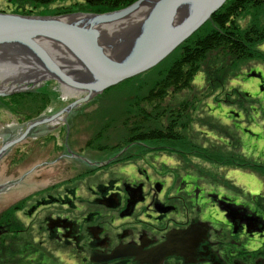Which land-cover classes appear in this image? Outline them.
<instances>
[{
    "label": "flooded vegetation",
    "instance_id": "obj_1",
    "mask_svg": "<svg viewBox=\"0 0 264 264\" xmlns=\"http://www.w3.org/2000/svg\"><path fill=\"white\" fill-rule=\"evenodd\" d=\"M255 80L264 91V80ZM233 111L228 115L238 118L240 111ZM240 130L245 138L242 140L248 139L251 143L256 138L253 133L260 136L264 133L263 127L256 131ZM224 142L227 143V139ZM166 143L170 142L155 145L131 142L114 150L121 153L119 156L112 151L114 155L103 160L93 154L89 159L83 149L72 150L64 144L63 155L59 157L71 159L77 168L86 167L77 172L79 178L39 189L31 195L32 202L25 203L22 198L21 206L15 209L12 205L9 209H15L16 222L22 221L19 214L26 218L38 216L37 233L46 234L51 244L70 250L79 264H264V147L252 150L241 145V166L234 169L235 173L237 170L253 173L261 180L262 187L258 191L242 185L245 191L258 194L255 196L242 187L235 194L222 190L211 192L206 184L204 188L200 186L194 174L167 173L171 163L167 164L164 158L179 165L182 151L177 150L175 144ZM169 147L173 151H167ZM138 148H142L144 154L136 152ZM87 178L90 181L81 184ZM252 198L257 201L251 202ZM9 209L0 212L2 216H8ZM9 225H0V239L7 234H22L20 228L10 231ZM202 225L207 226V240L205 242L200 235L202 230L196 229L191 255L186 252L184 256H166L159 260L156 254L147 256L166 243L173 232ZM118 248H130L139 253L129 256L122 252L116 259L105 260ZM99 257L100 262L91 261ZM141 257L153 259L142 260Z\"/></svg>",
    "mask_w": 264,
    "mask_h": 264
},
{
    "label": "water",
    "instance_id": "obj_2",
    "mask_svg": "<svg viewBox=\"0 0 264 264\" xmlns=\"http://www.w3.org/2000/svg\"><path fill=\"white\" fill-rule=\"evenodd\" d=\"M188 1L139 0L127 8L103 14L0 11V98L39 92L48 101L38 112V119L25 121L9 103L0 100V140L7 138L0 145V163L4 154L14 153L15 145L26 137L57 135L59 128L68 127L66 121L71 112L101 97L111 87L159 65L228 0H197L174 26V16L186 9ZM144 6L148 8L146 13L134 25L131 14ZM247 77L261 78L255 72ZM23 178L0 183V190L21 183ZM196 229L202 230L200 235L206 242L207 226H191L184 232L170 234L166 243L147 256L156 254L159 260L184 256L186 252L191 255ZM122 252L129 256L139 253L118 248L105 260L116 259ZM149 257L141 259H153ZM101 260L99 257L91 261Z\"/></svg>",
    "mask_w": 264,
    "mask_h": 264
},
{
    "label": "rangeland",
    "instance_id": "obj_3",
    "mask_svg": "<svg viewBox=\"0 0 264 264\" xmlns=\"http://www.w3.org/2000/svg\"><path fill=\"white\" fill-rule=\"evenodd\" d=\"M64 10L75 12L87 9H85L83 0H55L50 5L41 6L32 2L0 0V11L7 14L31 12L53 13L64 12ZM263 19L264 10L256 12L252 9L246 10L240 14L238 26L240 29L242 28L244 30L248 25L252 24V22H260ZM208 29L209 28L205 26L204 29H200L201 31L199 30L198 32L203 35ZM258 50L263 52L264 44L258 47ZM175 52L176 50L153 69L138 77L111 87V89L104 91L101 97L71 112L66 121L68 127L59 128L56 132L57 135H31L26 137L24 141L15 145L14 153L6 152L0 163V183L15 180L20 177L24 178L21 183L15 186L0 190V212H6L12 205L16 207L17 205L21 206L22 201L19 200L22 198L23 200L25 199V203L29 201L32 202L31 195H34L33 193L39 191V189L43 190L49 188L52 184H55L56 187L60 182H71L79 178L77 172L79 170L81 172L84 171L86 167L80 166L77 168L73 166V161H71V159L67 160L66 158L62 159L59 157L60 154L63 155L64 144L69 148L71 147L72 150L83 149L86 153L85 156L89 159L92 158V154L98 157L96 158L98 160H103L104 157L106 158L114 155L112 151H114L115 148L113 147L115 145H122V140L125 136V131L121 129L123 120L118 117L127 109L130 101L136 95L135 93H140L142 96L144 95L142 90L141 93L138 88L143 87L144 89V87L148 86L152 81H155L157 72L171 63L172 57L176 54ZM254 71L260 73L261 80H264V64L259 61L247 62L225 81L226 83L223 88L215 93V95H212L208 99L196 101L197 98H193V96L199 94V90L204 87L203 73L199 72L191 82L195 89L189 91V93L184 91L178 93V95H168L164 103L160 105L161 109L158 114L161 113L166 106L169 107L167 110V112H169L178 107L179 103L185 101L186 104L190 103L195 110L190 114L191 123H189V128L191 139L197 142H190V145L204 144V147H208L209 144L212 146L215 145L222 149L223 154L239 155V158L240 151H242L241 145L245 147V149L252 148V150L257 147L259 149L263 148L264 133L261 136L257 133H253L256 138L253 139L252 143L248 139L242 140L245 138L240 135V129L242 128L251 129L253 131H256V128H258V130L261 127L264 128V91H260L259 89L260 82L258 83L255 78L247 77L248 74L254 73ZM244 93L249 96L248 99ZM0 100H5L9 103L25 121L34 117L35 114L48 105L44 93L39 92L12 94L8 97H1ZM233 109H235L236 113L240 111L241 115L238 114V118H233L228 115V113L234 112ZM163 115L165 117L158 116V119L161 117L166 122L165 118L167 114ZM212 127H214V129ZM218 132H223V136ZM224 139H228L229 148H226L227 143L224 142ZM4 141L7 142V138L0 140V145H4ZM150 145L154 144L150 143ZM167 145L172 144L169 143ZM172 149V147H169V149L166 150L173 151ZM176 149L179 150L178 147H176ZM96 150H98V152H96ZM136 152L144 154L142 148L141 150L138 148ZM192 152L194 151H183V154L180 155L181 159L178 157L181 161L179 165L172 159L166 160L164 158L167 164L171 163L170 166L165 164L166 167L168 166L166 169L167 173L172 172L173 174L174 171H180L182 175H184L185 172L194 174L197 176L200 186L204 188L207 185L208 190L211 192H219V190H222L223 192L231 194L237 193L234 188L224 181L226 178H232L236 181L235 187H242L241 189L243 191H245V189L242 185H245L246 189H250L251 191H258L262 187L261 180L253 173L237 170L238 173H236V175H230L228 171L233 172L236 168H223L210 165L194 157ZM120 154L118 153L117 156ZM162 155L164 157L166 156L164 153H162ZM169 179L172 180L173 177ZM85 181V183L82 182L81 184L84 185L88 183L90 179L87 178ZM75 184L79 185L78 182ZM245 192L250 195H258L256 193H250L249 191ZM26 206H28V204ZM9 211L10 209L8 213H10ZM19 215L22 221L16 222L15 220L16 227L22 230V234L18 235L19 239L26 242L27 245H32L33 251H37L35 254L36 257L31 256L29 261L33 260V262H35L34 264H36V262L40 264H79L75 262L76 260H74L73 253L70 250L54 243L51 244L48 242L46 234L37 233V227L40 223L38 216L26 218L21 214ZM8 221H11L9 226H11L10 228L12 231L14 226V224H12V216L10 215V219H8L6 215L2 216V213H0V224L4 225L3 223L6 224ZM218 222L221 223L222 221L219 220ZM18 229H14V231H18ZM1 239H4L3 242L7 244L6 246H8L11 240H14L13 238L11 239L8 234L5 238ZM40 242L44 244L41 248L37 245ZM41 254L43 255L42 257L40 256ZM28 257H30V255ZM26 262L28 261L26 260ZM26 262L24 264L29 263ZM33 262H30V264H33ZM12 264H14V262Z\"/></svg>",
    "mask_w": 264,
    "mask_h": 264
},
{
    "label": "trees",
    "instance_id": "obj_4",
    "mask_svg": "<svg viewBox=\"0 0 264 264\" xmlns=\"http://www.w3.org/2000/svg\"><path fill=\"white\" fill-rule=\"evenodd\" d=\"M17 1L32 2L41 6L50 5L55 0ZM83 1L85 9H87L84 11L103 14L127 8L139 0ZM251 9L255 12L264 10V0L226 1L223 7L211 16V20L200 27V29H204L205 26L209 28L205 34H199V29L193 36L186 39L185 43L176 48V54L172 57L171 63L157 72L155 81H152L144 89L143 87L138 88L144 95L135 93L136 95L130 101L127 109L118 117L124 121H122L121 129L125 131V136L122 140L123 144L117 145V149L114 150L122 149L131 142H149L154 145L160 142H170L182 151L181 154L183 151H194L192 152L194 157L210 165L233 169L241 166L239 163L242 159L239 158V155L223 154L222 149L215 145L209 144L208 147H204V144L190 145V142H197L190 136V114L194 110L190 103L186 104L183 101L174 110L167 112L169 107L166 106L161 113L158 114V112L161 109L160 105L164 103L168 95L193 91L195 88L191 82L199 72L203 73L204 87L199 90V94L193 96V98H197L196 101L215 95L223 88L225 81L243 64L253 61L264 64V51L258 50V47L264 44V19L260 22H252L244 30L238 26L240 14ZM64 12L68 11L64 10ZM163 114H167L166 122L161 118L165 117ZM38 116L39 113L28 120L35 121L32 119H38ZM158 116L161 117L158 119ZM212 128L214 129V127ZM219 134L223 136L224 133L220 132ZM229 146V141H227L226 148ZM224 181L236 192L241 191L231 181L227 179ZM251 200V202L257 201L256 198ZM14 208L17 209L16 206ZM14 208L9 211L12 216V224H14L12 231L18 229L15 224L16 218L13 217ZM9 214L8 219H10ZM7 223L10 224L11 221ZM3 224V226L6 225ZM18 235H10V238L14 240H11L8 246L3 242L4 239H0V264H12L13 262L14 264H24L26 260L29 262H26L28 264L33 262V260L29 261V258L36 257L37 251H33L32 245L21 241ZM37 245L40 246L39 243ZM29 255L30 257H28ZM36 264L40 263L36 262Z\"/></svg>",
    "mask_w": 264,
    "mask_h": 264
},
{
    "label": "bare ground",
    "instance_id": "obj_5",
    "mask_svg": "<svg viewBox=\"0 0 264 264\" xmlns=\"http://www.w3.org/2000/svg\"><path fill=\"white\" fill-rule=\"evenodd\" d=\"M195 1H197V0L188 1L186 3L188 7L186 6V9L183 12L180 11L181 13H179L176 16H174V22H173L174 26H175V24H177V23L182 21L183 16L186 15V13L188 12V9L194 7V2ZM147 9L148 8L144 6V7H141L140 10H138L137 12L131 14V18L134 21V25H136L140 21L141 17L146 13Z\"/></svg>",
    "mask_w": 264,
    "mask_h": 264
},
{
    "label": "crops",
    "instance_id": "obj_6",
    "mask_svg": "<svg viewBox=\"0 0 264 264\" xmlns=\"http://www.w3.org/2000/svg\"><path fill=\"white\" fill-rule=\"evenodd\" d=\"M226 118V117H225ZM236 170V169H235ZM230 172V175L231 174H233V175H236V173L233 171V172H231V171H228V173ZM231 181H234L232 178H229ZM234 182H236V181H234Z\"/></svg>",
    "mask_w": 264,
    "mask_h": 264
}]
</instances>
